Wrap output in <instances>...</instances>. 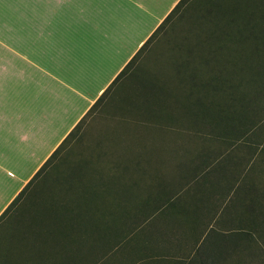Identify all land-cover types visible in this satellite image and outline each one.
Segmentation results:
<instances>
[{
	"label": "crops",
	"instance_id": "obj_1",
	"mask_svg": "<svg viewBox=\"0 0 264 264\" xmlns=\"http://www.w3.org/2000/svg\"><path fill=\"white\" fill-rule=\"evenodd\" d=\"M178 2L0 0V216ZM207 137L164 135L163 182L139 211L153 215L111 248L54 222H0V264H188L211 231L261 227L260 146Z\"/></svg>",
	"mask_w": 264,
	"mask_h": 264
},
{
	"label": "trees",
	"instance_id": "obj_2",
	"mask_svg": "<svg viewBox=\"0 0 264 264\" xmlns=\"http://www.w3.org/2000/svg\"><path fill=\"white\" fill-rule=\"evenodd\" d=\"M181 22H188L190 25L188 33L184 36H191L195 40L192 41L190 37L189 43L187 38V43L178 47L185 53L176 55L173 66L170 63L172 72L170 77L152 75L153 78L146 80L148 86L158 90L153 92L158 101L156 109L154 104L150 105V98L140 100L138 98L142 109L137 110V114L155 118L152 122L148 120L146 124L149 133L153 136L157 133V136H152L150 139H162L164 135L176 139L181 131L188 137L193 136L200 140L208 139L207 136H211L210 139H215L214 136H217L216 138L222 142H230L234 139L245 141L248 138L246 141L251 139L257 143L260 140L259 134H252L253 126L258 119L247 116L245 110L248 112L257 110L258 105H263L264 100H260L258 94H238L241 93L238 91L243 89V86L255 82L263 87L260 91L264 92V68L257 67L259 64H264V0H179L86 115L11 202L0 216V222L47 221L58 225L60 236L69 234L75 238L81 236L108 238L113 240V243L125 238L126 235L123 236L122 232H126L127 226L116 235L104 224H99L101 222L99 219L102 214L113 216L114 207L121 210L123 205L130 203L129 201L123 204L120 200L121 197H130V191L136 188L138 182L133 175L134 172L130 170L131 165L127 163L128 161L124 162L121 170L122 194H117L116 190V194L105 195L104 197H110L112 200L109 206H106L105 213L94 211L99 216H95L93 220L90 219L92 211L82 212L79 208L71 207L69 203L56 205L52 203L44 208L30 210L23 208L24 201L37 191V186L55 167L57 163L55 160L60 159L62 151L66 150L64 153H69L68 149L78 141L77 134L86 119L93 115L99 104L107 97L115 95L126 81L141 77L142 70L140 66L137 67L138 60L144 53L150 52L151 47L160 40V35L164 37L168 32L175 31ZM150 79L154 80L151 82ZM256 79L260 82L257 83ZM134 110L130 117L131 121L135 122L137 117L133 119L132 116L135 114ZM151 112H154L152 116ZM188 126L193 129H188ZM195 127L197 129H194ZM124 159L128 160L129 157ZM141 165L143 164L133 167L138 168V179L139 177L145 179L146 173ZM79 169H84V165L78 164L76 170ZM84 171L85 169L82 172ZM124 180L127 183H124ZM116 184L119 185L118 181ZM259 190L252 189V194H258ZM13 210L26 213L27 219H9L8 214ZM106 218H102L104 223L112 220ZM109 235L116 237L111 239Z\"/></svg>",
	"mask_w": 264,
	"mask_h": 264
},
{
	"label": "rangeland",
	"instance_id": "obj_3",
	"mask_svg": "<svg viewBox=\"0 0 264 264\" xmlns=\"http://www.w3.org/2000/svg\"><path fill=\"white\" fill-rule=\"evenodd\" d=\"M10 8L11 12L13 10L12 14H15L18 10V5H12ZM14 18L17 19V15ZM13 22L14 20H12ZM15 23L17 24V22ZM189 26L188 22H181L175 31L168 32L164 37L162 35L159 36L160 40L157 41V44L151 47L150 52L144 53L137 62V67H141L142 76L133 81H126L115 95L107 97L99 104L93 115L86 119L77 134L78 141L70 146L68 149L69 153H64L66 150L62 151L60 159L55 160V163L57 162L55 167L40 182L39 186H37V191L24 201L25 205L23 208L31 210L44 208L52 203L54 205L57 203H69L71 207L79 208L82 212L92 211L90 219L93 220L95 216H99L94 211L104 212L106 206H109L108 204L112 200L110 197H104L105 195L116 194V190L117 194H122L121 183H123V180H121V170L124 162L128 161L127 163L132 167H130V170L134 172L133 175L138 181L133 191L134 195L130 191L131 198L121 197V203L124 204L129 201L130 203L128 205L122 204V207L120 205L121 210L114 207V210H112L113 216L108 214L104 216L102 214L99 224H104L108 227V230L111 229L116 235H119V232L130 224L126 232H122L124 236L132 233L138 223L146 221L153 215V213H142L139 211L145 208V201L150 192L156 191L158 185L163 182V180L161 181V175L165 166L163 161L161 162V158L164 157V153L168 148V142L165 141L164 136L162 139H150L153 134L147 131L146 124L148 120L152 122L155 118L148 117L145 114L138 115L137 110L142 109L140 108L139 100L146 97L150 98V105L154 104L156 109L158 101L155 99L153 92L158 90L148 86L146 80L153 78L152 75H155L154 77L166 76V78L172 75L170 63L173 66L176 55L185 53L182 52V48L178 47L185 45L187 38L190 43L191 36H184L188 33ZM2 38V34H0V44H2ZM191 40L194 41L195 39L191 37ZM257 67L263 69L264 64H259ZM153 80L150 79L151 82ZM157 80L161 81L160 79ZM255 81L257 83L260 82L257 79ZM250 82L252 81L250 80ZM252 83L254 84L243 86L244 88L242 87L243 89L238 91L241 93L238 94H258L260 100H264V92L260 91L263 87L255 84V82ZM133 109H135V114L132 115L133 119L137 117L135 122L131 121L130 117ZM245 112L247 116L258 119L253 126L254 131L252 134L257 133L260 135L258 137L260 140L257 141V144L260 146L259 157L263 159L264 103L263 105H258L257 110H252L251 112L245 110ZM153 113L151 112V116ZM187 128L193 129V127L189 126ZM194 129H197V127ZM154 135L157 136V133H154ZM254 139L257 140V138ZM126 157H129V159H124ZM78 164L84 165V172H82L84 169L76 170ZM138 164H143L141 166H143L146 173L145 179L141 177L138 179L137 177L139 175L138 168L134 169L133 165L138 166ZM153 171H155L156 177L153 175ZM117 181L119 185L116 184ZM124 183H127V181L124 180ZM152 195L149 196L152 197ZM255 208L258 212L254 216L258 217L259 220L251 224H258L261 227L233 229V232H230L231 229L219 228L216 229V234L231 235H228L230 238L218 240L213 239L214 231H211L204 244L198 246V248H196L197 245L191 246L188 250L187 258H192L190 260L192 262L188 261V264H264V182L261 183L258 195L253 199L252 209ZM148 209L149 207L145 208V210ZM117 216L118 219L116 220ZM103 217L112 220L104 223V220L102 221ZM8 218L13 220L27 219L26 213H18L16 210L9 212ZM133 221L136 222L132 223ZM159 221L160 217H156L153 220L156 224ZM234 233L236 235H232ZM108 237L113 239L116 236L110 237L109 235ZM210 241L211 243H209ZM112 243L113 240L101 242L106 247H110L109 245ZM122 250L121 247L118 252ZM196 255L201 257V261L194 258Z\"/></svg>",
	"mask_w": 264,
	"mask_h": 264
}]
</instances>
